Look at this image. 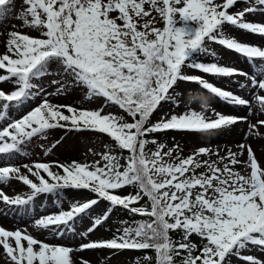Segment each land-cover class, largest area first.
<instances>
[{
    "label": "snow or ice",
    "instance_id": "1",
    "mask_svg": "<svg viewBox=\"0 0 264 264\" xmlns=\"http://www.w3.org/2000/svg\"><path fill=\"white\" fill-rule=\"evenodd\" d=\"M246 2L249 6L243 11L232 13L229 9L237 0H24L27 7L20 18L25 25L40 29L41 36L8 33L7 50L0 55V69L6 75H0V82L12 80L16 90L11 93L0 90V121L8 118L10 108L23 105L43 91L33 81L51 74L53 62L60 65L62 74L71 77L74 85L86 88L89 98H104L132 120L127 122L123 117L102 114L103 109L78 110L53 105L47 99L20 119L10 120L0 129V183L18 179L30 187L31 193L27 197H9L0 191V200L16 210H26L39 194L58 193L64 188L89 189L113 207L119 205L150 219L134 227H124L122 234L110 240L83 244L81 251L152 249L156 264H175L174 258L183 250L186 255L181 264H228L226 258L230 256L243 259L246 264H256L253 257L241 254L249 245L264 247V166L259 164L251 147L238 145L242 150L247 148L249 154L247 167L251 171L247 175L230 166L242 163L237 160V153L229 152L230 163L220 168L216 161L196 159L201 155L219 156L207 148L187 158H181L178 153L173 158V150L164 152V145H157L155 151L145 150L149 143H157L146 139L149 133L209 132L247 119L219 113H214L216 118L211 119L203 112L190 109L179 116L162 117L152 124L150 118L161 103L173 100L170 90H174L178 81L198 82L227 103L251 108V101L199 76L185 75V67L222 77H247L256 89L252 99L264 112V95L260 94L264 91V67L249 76L218 63L196 62L200 53L208 51L206 40L218 42L249 62L264 61L261 47L224 35L225 25L264 35V23L245 20L247 13L264 11V0ZM13 10L14 0H0V21L7 19ZM161 21L163 26L157 27ZM52 83L61 85L55 94L62 93L67 86L58 80ZM195 99L192 97L189 103ZM201 106L206 109V102ZM65 108L70 115L61 111ZM61 121L68 123L61 124ZM258 125H264V120L250 124L249 132L259 134ZM69 126L107 134L119 149L128 151L129 155L123 158L125 165L120 163L122 157L111 153L103 154L106 163L102 167L99 161L93 165L76 162L60 165L63 175L53 172L46 163L32 167L12 163L22 146L34 136L50 128ZM165 157L173 159L170 162ZM219 159L223 162L226 158ZM21 167L27 168L39 183L21 174ZM202 167L206 170L197 173L196 169ZM41 170L50 180L40 175ZM126 185H134L140 191L127 197L114 194V190ZM141 193L151 201L150 210L132 206L141 199ZM97 203V199H92L74 204L68 211L39 219L37 226L52 228L58 234L61 229H73L75 219ZM107 216L105 213L96 218L88 231H93ZM176 230L183 234L180 242L170 236ZM193 234L204 242L195 255L196 245L189 240ZM0 246L11 264H74L72 248L44 243L20 230L0 228ZM144 259L151 260V257ZM80 264L90 262L81 259Z\"/></svg>",
    "mask_w": 264,
    "mask_h": 264
},
{
    "label": "rangeland",
    "instance_id": "2",
    "mask_svg": "<svg viewBox=\"0 0 264 264\" xmlns=\"http://www.w3.org/2000/svg\"><path fill=\"white\" fill-rule=\"evenodd\" d=\"M217 2H219V0H217ZM248 6L249 4L246 0H237V4L232 9H229V11L232 13L240 12ZM26 7L27 5L24 4V0H14V10L9 13L7 19L0 21V55L5 54L7 50L6 43L9 38L8 33L12 31L26 34L33 38H40L41 33H33L24 27V20L20 18V15ZM245 20L254 23H264V11L247 13ZM224 35L229 38H234L239 42L259 46L264 49V35L251 34L232 25H225ZM207 44L210 46V51L200 53L196 57V62L205 64L218 63L221 66L230 67L237 69L240 72L248 73L249 76L254 75L257 69L264 67V61L255 59L253 62H249V60L243 55L228 50L218 42L207 41ZM183 71L185 75L199 76L218 88L230 91L237 96L251 101L252 106L250 108L247 106L227 103L222 98H219L208 90L202 88L198 82L178 81L174 90H170V94L173 95V100L162 102L157 111L154 112L156 120L160 121L162 117L170 118L172 115L179 116L190 109L197 112H203L206 117L211 119L216 118L214 113L226 116L246 117L247 119L231 125L230 127L209 132L187 130L159 131V134L163 138H166V145L163 151L167 152L169 149H172L173 158H175L177 153L181 158H187L195 154L199 149L207 148L213 153L218 152L219 156L201 155L197 156L196 159L201 162L216 161L220 168H223L225 163H230V160L228 159L229 152L237 153L238 155L236 158L242 163L230 166L234 171L240 172L242 175H247L251 171V169L247 167L249 154L247 148L242 150L238 147V145L243 144L251 147L259 164L264 166V125H258L259 134L249 132L250 124H257L258 121L264 120V112L260 110L256 102L252 99V93H254L256 89L252 88L251 80L245 76L222 77L207 74L187 67H185ZM50 73L51 74L42 77L39 80L33 81V83L40 85V88L43 89V91L33 95L29 100L25 101L23 105L10 108L8 110V118L0 121V129L10 122V120L20 119L33 108L40 106L45 99L53 105H66L78 110L103 109L102 114H113L125 119L126 113L118 106L107 102L102 97L89 98L88 92L82 90L81 86L74 85L72 82L68 83L66 79H59L55 73ZM256 78L259 80L260 76H257ZM53 80H58L67 85L62 93L55 94L56 89L61 85L53 84ZM242 84L247 85V87L242 88ZM0 90H3L5 93H11L16 90V85L12 80H6L0 82ZM33 91L36 92L37 90L34 89ZM48 93L53 94L48 95ZM260 94L264 95V91L260 92ZM192 97H196L197 99L189 103V100ZM36 98L39 100L37 104L35 103V105L21 110L24 105ZM202 102H206V109L201 106ZM0 104H2V102H0ZM61 111H63L65 115H70L66 108L61 109ZM60 123L67 124L68 122L61 121ZM66 129L73 128L70 126L50 128L47 129V133L38 136V138L31 143L26 142L22 146L21 152L13 158L12 163L17 166L28 165L29 167H32L37 163H46L55 170H61L62 175L63 169L60 165L66 166L64 162L65 158L77 159L89 163L90 165L99 161L101 167L106 163V161L103 160V154L108 153V151L105 150L99 142L81 141L73 135L60 139L58 131ZM93 132L98 135L105 134L97 131ZM220 157H225L226 159L223 162H220ZM173 158L165 157V159L170 162ZM174 162L179 163V160H175ZM0 163H2V160H0ZM205 170L206 169L202 167L196 169V172L201 173ZM33 171L36 170L33 168ZM21 174L28 175L33 182L39 183L38 178L32 176L27 168L21 167ZM6 183H8V185L2 186L0 191L9 197H27L31 193L30 187L24 185L22 181L18 179H11ZM62 191V194L66 195L64 203L61 199V193H48L45 200L39 203L32 202L26 210L24 209L23 213L26 215V220L24 222L12 221L0 213V228L7 231L20 230L44 243L72 248L74 250L72 252L74 264H80L81 259L89 261L90 264H135L136 250H79L80 246L83 244L93 241H106L113 238L109 232L107 223H101L100 225L95 226L93 231H88L89 228H93L94 220L102 217L106 213L110 202L99 198L96 193H93L89 189L64 188ZM128 192L129 189L125 186L114 190V194L120 195L121 197H123V195H128ZM92 199H97L98 203L85 214H81V216L75 219L73 229H61L58 234L57 231H54L52 228L44 229L37 226L36 222L43 217L58 214L61 211L70 210L73 206V202L76 204L84 203ZM45 201H47L46 204ZM134 205L136 207L149 208L148 200L144 197L141 202H137ZM117 213L114 211L108 213L107 220L116 222ZM192 236L198 245L199 251L203 241L196 234H193ZM12 242L14 243V241ZM24 243L26 246V241ZM241 254L243 256L253 257L256 264H264V247L249 245L247 250L243 251ZM226 259L230 264H246L243 259H238L236 256H230ZM0 264H11V261L6 257L5 250L2 246H0Z\"/></svg>",
    "mask_w": 264,
    "mask_h": 264
},
{
    "label": "trees",
    "instance_id": "3",
    "mask_svg": "<svg viewBox=\"0 0 264 264\" xmlns=\"http://www.w3.org/2000/svg\"><path fill=\"white\" fill-rule=\"evenodd\" d=\"M154 15H155V13H154ZM30 19L31 18L29 17V20ZM156 26L157 27H162L163 26V22L161 21ZM24 27L27 28L28 30H30L33 33H41L40 29L29 27L28 25H25V23H24ZM223 31H225V26H224V30ZM205 46L208 49V51H206V52H209L210 51V46L207 44V41L205 42ZM206 52H204V53H206ZM50 72H53L55 74L58 73V72H61L60 65L55 63V62L51 63L50 64ZM0 75H6V72L4 70L0 69ZM57 76L59 77V79H64V80L66 79L68 81V83L72 82L71 77L62 74V72H61L60 75H57ZM81 88H82V90L87 91V89L84 88L83 86H81ZM124 120L127 121V122H131L132 118L130 116H128V114L126 113ZM150 122L152 124H155V123L159 122L158 120L155 119L154 113H153L152 117L150 118ZM47 132H48V130H46L43 134H45ZM58 132H59L58 135H60V139L66 138L68 136H72L73 135V136H75L76 138H78L81 141H85V142L97 141V142L100 143V145L105 150L108 151V153H111L112 155H117V156L122 157L121 160H120V163L122 164V166L125 165V163H126L125 159H123V158L127 157L129 155L128 151L125 150V149H119L117 147V145H116V142L111 137H109L108 135H105V134H99L98 135L97 133H94L93 131H90L89 129L77 130L75 128L66 129V130H62V131H58ZM159 133L160 132H154V133H149L148 134L146 139H148L150 141L151 140H155L157 143L156 144L149 143L148 145H146V148H145L146 151H155L156 148H157V145H164V146L166 145V138H163ZM43 134H41V135H43ZM38 136H40V135L34 136L30 141H27V142L31 143L33 140H36V138H38ZM64 162H65L66 166L71 165L73 162L79 163L81 165H84V164L90 165L89 163H86L84 161H80V160L72 159V158H67V159L65 158ZM51 170L53 172H56V173L62 175V172L59 169L55 170V169L51 168ZM121 170H123V169H121ZM40 175H43L46 179L50 180V178L47 176V174L44 173L42 170L40 171ZM125 187L129 189V192H128V195H123V197L136 195L137 192L140 191L139 188L134 186V185H126ZM60 193H61V199H62V201L64 203V201L66 199V195L62 194L63 193L62 190H60L57 194H60ZM143 197L147 198L148 203H149V208L148 209L150 210L151 201L148 199L147 196H144L141 193V199L138 202H141ZM74 204H76V203L73 202L72 205H74ZM132 206L136 207L135 205H132ZM109 209H110V211H109ZM112 211H114L116 213L118 212L117 215H116V222L106 219V220H103L102 223H104V224L107 223L108 224L109 232H110V234L112 235L113 238L115 236H117V235L122 234V229L124 227H134L138 222L150 219L147 216H141L139 214L132 213L128 209L123 208L122 206L117 205V206L113 207V206H111V204H109V207L107 208L106 213H111ZM170 236H171V238L173 240H175L177 242H180L183 239V234H182V232L180 230H176V231L170 232ZM189 240L191 241V243L196 245V249L194 250L193 255L198 254V252H199L198 251V245L195 242V240H194L192 235L189 237ZM203 243H202L200 249L203 247ZM136 251L137 252L135 254V260H136L135 264H156V253H155L154 250L147 249V250H136ZM185 255H186V253L183 250H181V255L176 256L174 258L175 259V264H181V261L183 260ZM146 256L147 257H151V260H147L146 261L144 259ZM228 264H230V263L228 262Z\"/></svg>",
    "mask_w": 264,
    "mask_h": 264
},
{
    "label": "bare ground",
    "instance_id": "4",
    "mask_svg": "<svg viewBox=\"0 0 264 264\" xmlns=\"http://www.w3.org/2000/svg\"><path fill=\"white\" fill-rule=\"evenodd\" d=\"M38 102H39V100L37 98L36 99H33L29 103H27L26 105H24V107L21 108V110L26 109L29 106L35 105V103L37 104ZM6 185H8V183H0V188H2V186H6ZM47 195H48V193H46V194H39L38 196L35 197V199H34L33 202L34 203L35 202H38L39 203V202L45 200L47 198ZM46 203H47V201H45V204ZM23 211H24V208H21L19 210H16L14 207H10L9 205L3 203L0 200V213L3 214V216L5 215V217H8L12 221H15V222H24L26 220V215L23 213ZM10 242H12V241H10Z\"/></svg>",
    "mask_w": 264,
    "mask_h": 264
}]
</instances>
